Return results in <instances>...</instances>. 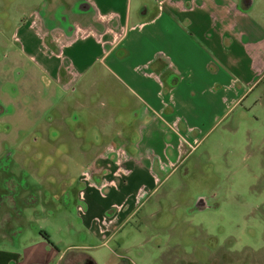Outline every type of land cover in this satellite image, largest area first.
<instances>
[{"label": "crops", "instance_id": "0c3cea01", "mask_svg": "<svg viewBox=\"0 0 264 264\" xmlns=\"http://www.w3.org/2000/svg\"><path fill=\"white\" fill-rule=\"evenodd\" d=\"M79 1L62 11L69 20L48 0L15 26L10 38L30 71L22 57L0 58V168L29 159L37 182L12 187L28 190L15 197L0 177V264H83L82 252L65 250L84 246L58 248L47 227L111 238L182 155L171 127L237 125L264 107V0H155L143 10L133 0ZM29 77L42 79L35 93L23 87ZM57 88L80 97L41 102ZM72 146L87 173L108 180L95 186L79 172L84 185L66 183ZM45 174L56 175L46 186ZM73 210L80 227L64 214Z\"/></svg>", "mask_w": 264, "mask_h": 264}, {"label": "rangeland", "instance_id": "374dc122", "mask_svg": "<svg viewBox=\"0 0 264 264\" xmlns=\"http://www.w3.org/2000/svg\"><path fill=\"white\" fill-rule=\"evenodd\" d=\"M47 1L0 0V58L3 55L22 57L25 72L33 66L19 47L18 52L14 50L17 43L10 36L33 8ZM55 1L58 13L53 16L69 20L70 15L62 11L78 0ZM137 2L143 10L151 9L155 0H133L135 5ZM78 3L83 6L84 1ZM41 80L24 78L23 87L35 93L41 88L38 86ZM73 97L79 98L80 94L57 88L54 95L44 94L41 102L62 99L70 102ZM83 98L80 99L88 102L87 96ZM91 99L90 104L97 108L101 98L92 95ZM50 113L46 111V115ZM250 115L247 121L237 125L226 118L204 120L202 126L185 127L182 133V127H171L182 134V155L167 174L159 175L156 187L145 193L135 213L111 238L101 239L89 231L87 235L76 231L64 233L58 227H47L49 235L61 240V243L56 241L60 249L70 244L84 246L79 250H65L67 256L82 252L83 264H89L92 258L96 264H264V107L254 109ZM256 116L258 120L254 119ZM30 145L25 143V148ZM73 146L70 148L74 160L71 173L62 176L68 180L63 182L77 188L84 182L77 181L76 177L79 172L86 173L88 159L79 158ZM21 161V167L9 163L8 167L0 168L1 181L3 178L11 185L8 190L15 197L19 189L21 194L28 193L23 185L12 191L19 183L37 187L29 159ZM110 170L106 168L105 172ZM101 174L102 171L95 173L92 179L87 174L93 180L90 183L97 186L108 180ZM82 177H85L83 173ZM54 178L56 175L45 174L40 182L46 186ZM42 193L48 197L46 190ZM59 213L54 215L60 217ZM64 214L80 227L74 210Z\"/></svg>", "mask_w": 264, "mask_h": 264}, {"label": "flooded vegetation", "instance_id": "af4514ba", "mask_svg": "<svg viewBox=\"0 0 264 264\" xmlns=\"http://www.w3.org/2000/svg\"><path fill=\"white\" fill-rule=\"evenodd\" d=\"M85 171H86V170H85ZM94 174H95V173H91V174H90V178H91V179L94 178V176H95ZM83 175H84L85 177H88V176H87V173H85L84 171H83ZM91 179H90V180H91ZM91 181H93V180H91Z\"/></svg>", "mask_w": 264, "mask_h": 264}, {"label": "trees", "instance_id": "16d2710c", "mask_svg": "<svg viewBox=\"0 0 264 264\" xmlns=\"http://www.w3.org/2000/svg\"><path fill=\"white\" fill-rule=\"evenodd\" d=\"M46 240H48V241H49V239H48V238H46Z\"/></svg>", "mask_w": 264, "mask_h": 264}, {"label": "built area", "instance_id": "2783aa9c", "mask_svg": "<svg viewBox=\"0 0 264 264\" xmlns=\"http://www.w3.org/2000/svg\"><path fill=\"white\" fill-rule=\"evenodd\" d=\"M87 173V172H86ZM87 174H89V173H87ZM88 176V175H87Z\"/></svg>", "mask_w": 264, "mask_h": 264}]
</instances>
